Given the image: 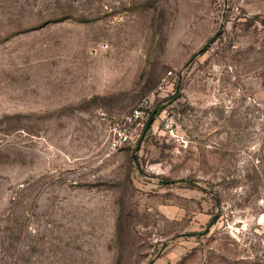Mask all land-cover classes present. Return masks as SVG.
Returning <instances> with one entry per match:
<instances>
[{
	"label": "rangeland",
	"instance_id": "obj_1",
	"mask_svg": "<svg viewBox=\"0 0 264 264\" xmlns=\"http://www.w3.org/2000/svg\"><path fill=\"white\" fill-rule=\"evenodd\" d=\"M263 259L264 0H0V264Z\"/></svg>",
	"mask_w": 264,
	"mask_h": 264
},
{
	"label": "built area",
	"instance_id": "obj_2",
	"mask_svg": "<svg viewBox=\"0 0 264 264\" xmlns=\"http://www.w3.org/2000/svg\"><path fill=\"white\" fill-rule=\"evenodd\" d=\"M172 77H174V72L170 70L167 77L149 96L144 97L139 105L112 118L107 137L112 150L132 144L147 129L150 117L155 116L156 113L152 106L154 98L163 100L174 91L175 80H171ZM255 264H264V259Z\"/></svg>",
	"mask_w": 264,
	"mask_h": 264
},
{
	"label": "water",
	"instance_id": "obj_3",
	"mask_svg": "<svg viewBox=\"0 0 264 264\" xmlns=\"http://www.w3.org/2000/svg\"><path fill=\"white\" fill-rule=\"evenodd\" d=\"M154 121V115H152L148 121V124H147V128H149L151 126V124L153 123Z\"/></svg>",
	"mask_w": 264,
	"mask_h": 264
}]
</instances>
